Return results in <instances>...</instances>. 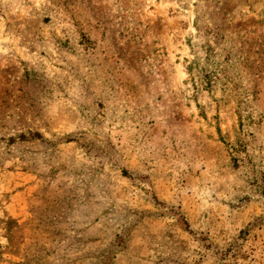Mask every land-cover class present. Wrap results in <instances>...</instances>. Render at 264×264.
Segmentation results:
<instances>
[{"label": "rangeland", "instance_id": "1", "mask_svg": "<svg viewBox=\"0 0 264 264\" xmlns=\"http://www.w3.org/2000/svg\"><path fill=\"white\" fill-rule=\"evenodd\" d=\"M0 264H264V0H0Z\"/></svg>", "mask_w": 264, "mask_h": 264}]
</instances>
